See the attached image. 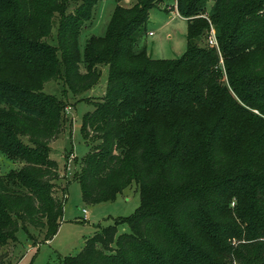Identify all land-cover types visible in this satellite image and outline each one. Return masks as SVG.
Instances as JSON below:
<instances>
[{
	"label": "trees",
	"instance_id": "obj_1",
	"mask_svg": "<svg viewBox=\"0 0 264 264\" xmlns=\"http://www.w3.org/2000/svg\"><path fill=\"white\" fill-rule=\"evenodd\" d=\"M100 1L0 0V156L19 164L0 172V264L19 229L54 237L70 181L89 204L135 182L140 204L62 264H264V0H174L186 48L171 59L138 41L164 0L116 4L81 46ZM211 29L217 48L203 43ZM99 66L105 92L80 128L89 151L59 195L50 142L67 101L44 85L82 94Z\"/></svg>",
	"mask_w": 264,
	"mask_h": 264
},
{
	"label": "rangeland",
	"instance_id": "obj_2",
	"mask_svg": "<svg viewBox=\"0 0 264 264\" xmlns=\"http://www.w3.org/2000/svg\"><path fill=\"white\" fill-rule=\"evenodd\" d=\"M133 3L134 0L100 1L91 23L87 24L80 33V45L83 46L90 35L104 34L116 4L129 7ZM149 32L152 34L149 35ZM54 34L55 28L52 31V35ZM138 41L140 46H146L147 53L152 58L171 59L182 55L186 48V20L178 14L174 0L158 2L149 11L148 20L138 33ZM203 43H207L206 38L203 39ZM99 69L101 77L98 82L79 95H73L61 81H49L44 85L46 93L67 101L65 111L67 121L59 135L50 142V157L58 164L59 177L56 180V190L59 195L65 185V178L72 179L74 167L79 166L82 158L89 151V146L83 141L80 128L83 114L92 110L91 103L98 100L105 92L107 69L104 66H99ZM64 88L66 91L63 90ZM71 154L73 158L77 157L75 166L72 161L68 162ZM18 166L17 162L0 156L1 173ZM66 193L62 220L54 237L42 241V231L32 240L27 237L23 229H19L16 234L18 241L10 242L2 248V253L6 255L2 264H62V257L76 255L82 249L84 240L96 230L112 224L118 217L130 216L140 204L138 186L135 182L118 194L114 201L98 204H89L82 200L77 181H70ZM119 229L128 230L126 225L119 226Z\"/></svg>",
	"mask_w": 264,
	"mask_h": 264
},
{
	"label": "built area",
	"instance_id": "obj_3",
	"mask_svg": "<svg viewBox=\"0 0 264 264\" xmlns=\"http://www.w3.org/2000/svg\"><path fill=\"white\" fill-rule=\"evenodd\" d=\"M104 1H107V0H104ZM151 34H152V32H149V35H151ZM207 44L209 46H212V47L214 46L217 48L216 36H215V32L213 29H211V31L209 32V34L207 36ZM72 158H73V155L71 154L70 157L68 158V162H71ZM84 212H85V210H84Z\"/></svg>",
	"mask_w": 264,
	"mask_h": 264
},
{
	"label": "crops",
	"instance_id": "obj_4",
	"mask_svg": "<svg viewBox=\"0 0 264 264\" xmlns=\"http://www.w3.org/2000/svg\"><path fill=\"white\" fill-rule=\"evenodd\" d=\"M50 147H51V145H50Z\"/></svg>",
	"mask_w": 264,
	"mask_h": 264
}]
</instances>
